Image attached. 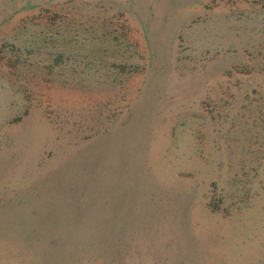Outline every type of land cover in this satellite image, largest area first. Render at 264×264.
<instances>
[{
  "label": "rangeland",
  "instance_id": "374dc122",
  "mask_svg": "<svg viewBox=\"0 0 264 264\" xmlns=\"http://www.w3.org/2000/svg\"><path fill=\"white\" fill-rule=\"evenodd\" d=\"M0 264H264V0H0Z\"/></svg>",
  "mask_w": 264,
  "mask_h": 264
}]
</instances>
